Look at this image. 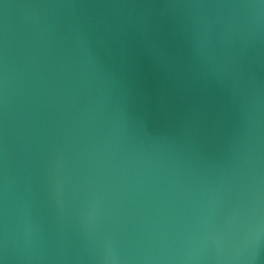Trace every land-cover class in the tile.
I'll return each instance as SVG.
<instances>
[{"label":"water","instance_id":"95a60500","mask_svg":"<svg viewBox=\"0 0 264 264\" xmlns=\"http://www.w3.org/2000/svg\"><path fill=\"white\" fill-rule=\"evenodd\" d=\"M0 264H264V0H0Z\"/></svg>","mask_w":264,"mask_h":264}]
</instances>
